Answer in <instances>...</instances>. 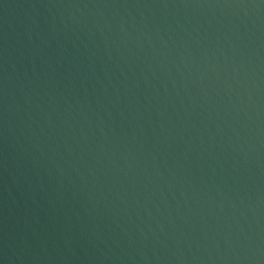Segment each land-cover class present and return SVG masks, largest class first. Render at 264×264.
I'll return each instance as SVG.
<instances>
[{"label": "water", "instance_id": "95a60500", "mask_svg": "<svg viewBox=\"0 0 264 264\" xmlns=\"http://www.w3.org/2000/svg\"><path fill=\"white\" fill-rule=\"evenodd\" d=\"M0 264H264V0H0Z\"/></svg>", "mask_w": 264, "mask_h": 264}]
</instances>
